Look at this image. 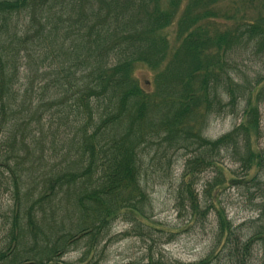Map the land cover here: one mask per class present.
Here are the masks:
<instances>
[{"label": "trees", "instance_id": "16d2710c", "mask_svg": "<svg viewBox=\"0 0 264 264\" xmlns=\"http://www.w3.org/2000/svg\"><path fill=\"white\" fill-rule=\"evenodd\" d=\"M216 1L0 0V196H9L0 264H72L64 256L80 246L76 264H104L99 245L117 217L147 226L149 169L169 173L179 154L183 206L200 210V173L211 175L203 196L225 184L224 155L258 196L256 217L236 234L216 209L220 249L197 261L149 254L122 264H252L264 246V147L251 141L264 124V75H242L234 56H264V10L250 2L240 20L218 22ZM120 14L128 20L106 28ZM139 65L153 71L147 87ZM241 101L238 125L203 135L211 116Z\"/></svg>", "mask_w": 264, "mask_h": 264}, {"label": "rangeland", "instance_id": "374dc122", "mask_svg": "<svg viewBox=\"0 0 264 264\" xmlns=\"http://www.w3.org/2000/svg\"><path fill=\"white\" fill-rule=\"evenodd\" d=\"M250 2L255 3L258 8L264 10V0H217L214 2L216 3L214 6L218 7V12L221 11L224 18L220 16L213 19L218 22H236L240 20L241 14ZM135 5L140 7L139 2H135ZM227 14L232 18L226 20L225 15ZM127 20L128 16L125 14L113 18L109 17L106 28L111 23L110 27L116 30L118 24H122ZM167 34L169 41L174 44L175 37L172 27L168 29ZM251 52L249 53L253 54V51ZM251 54L247 52L234 56L236 58L234 67L242 75H248L250 78H253L257 73L264 75V56ZM134 76L138 78L143 86L147 87V83L152 79L153 71L146 65H139L134 69ZM227 100L225 98V101ZM244 105V101H241L234 109H231V106H226L223 109L225 112L211 116L203 135L209 139H215L238 125L242 120ZM259 109L263 121L264 103H260ZM263 129L260 137L254 135L251 137L252 146L255 148L264 147ZM186 158V155L179 154L171 159L169 173V169L166 168H163L160 174L153 173L152 168L149 169L146 183L151 197L152 210L149 211L147 220H141L147 226L132 223L138 226L133 228V225L128 222L129 218L117 217L109 232L111 239L106 238L104 240L106 241L105 246L104 241L99 245V250H104V264L138 261L149 254L162 255L168 259L188 263L206 257L209 253L213 254L214 252L215 254L221 246L219 243L214 245L218 229L216 209L224 211L225 218L230 221L236 234L245 232L247 222L257 215L256 202H259V198L245 192L243 183L240 181V171H236L234 176L229 173L230 170L236 169L237 165L230 158L223 155L221 163L225 168L223 173L226 176V182L215 189L213 196H203V192L201 193L203 183L207 177L211 176L210 172H202L196 177L194 187L199 190L200 210L192 212L183 206L181 199L176 196ZM8 199L9 196H0V204H5ZM207 209H209L208 212H206ZM152 228L164 232L170 231L173 234L161 233L154 231ZM82 250L84 248L81 249V246L72 248L64 258L70 263L76 264ZM225 260L227 259H223L219 264H228ZM263 260L264 246L258 243L253 251L252 264H261Z\"/></svg>", "mask_w": 264, "mask_h": 264}]
</instances>
